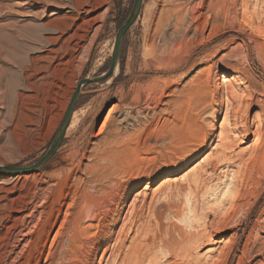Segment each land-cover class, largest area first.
I'll return each mask as SVG.
<instances>
[{"label": "rangeland", "instance_id": "1", "mask_svg": "<svg viewBox=\"0 0 264 264\" xmlns=\"http://www.w3.org/2000/svg\"><path fill=\"white\" fill-rule=\"evenodd\" d=\"M198 2L173 6L164 0H142L139 16L122 40L117 76L109 84L112 75L82 87L54 156L34 171V179L20 178L16 183V174L0 172V188L10 191H0V207L10 206L12 200L26 201L36 192V186L45 187L41 180L48 177L47 180L66 179V184L72 185L69 173L72 167L76 168L83 151H91L118 128L125 148L122 161L132 174L139 175L131 181L128 173H119L102 187L106 201L117 195L126 199L117 226L114 228L120 203L103 205L89 222L94 226L92 230L85 236L76 235L70 242L69 224L56 236L66 206L58 215L47 205L44 216L21 229L26 235L18 245L14 241L20 238L17 231L6 230L20 206L18 202L10 211H0V264H125L122 258L127 255L125 249L133 234H127V229L120 233V229L124 218L129 217L142 227L141 237L147 239V247L152 249L155 245L151 251L156 258L144 264H264V0H208L211 5L204 7H199ZM132 4L133 0H0V97L4 96L7 104L13 103L17 92H27L21 85L13 90L16 83H21L16 73L18 66H27L30 57L45 54V49L51 47L46 37L59 36L56 28H44L45 32L39 33L37 26L66 16L70 18L67 22H58L64 26L78 16L79 20L82 18L78 22L84 35L82 41L69 44L74 46L66 54L69 66L62 72L43 74L47 77L33 99L37 121L26 132H13L11 119L3 120L6 110H0L2 166L29 167L45 154L79 82L107 72L116 33ZM176 14L185 15L195 29L184 37L170 39L166 56L153 53L148 47L157 34V25L173 24ZM73 29L65 33L62 41ZM171 32L168 27L166 36L170 37ZM55 65L51 62L50 69ZM195 79V83L203 82L207 99L201 121L207 144L199 147L188 165L177 162L160 172L159 145H151L166 121L178 122L182 109L174 91ZM228 88L234 91V99L226 106L222 93ZM210 100L212 109L208 106ZM114 105L118 108L96 138ZM224 114L230 124L234 116L239 122L246 121L251 130L259 125L261 141L256 147V138L250 136L241 143L243 133L237 134V145L229 153L232 164L209 169L204 174L205 183L190 186L187 177L198 178L197 170L203 160L216 156V135L220 131L217 125L222 123ZM72 119L80 122L74 134L69 131ZM77 149L80 153L74 160L71 155ZM89 160L82 159L81 164L93 165V160ZM81 167L76 175L83 179ZM227 181L230 189L238 187L237 198L236 192L222 196ZM121 184L127 186L126 192H117ZM54 195L58 197V191ZM92 197L97 201L99 193L92 192ZM234 199L236 203L231 208ZM199 236L203 237L200 242ZM120 240L124 241L121 250ZM165 240L173 253L164 247Z\"/></svg>", "mask_w": 264, "mask_h": 264}, {"label": "bare ground", "instance_id": "2", "mask_svg": "<svg viewBox=\"0 0 264 264\" xmlns=\"http://www.w3.org/2000/svg\"><path fill=\"white\" fill-rule=\"evenodd\" d=\"M164 1L168 5L180 6L181 4L187 5L189 4V2H192L193 0H171V1L164 0ZM216 1L219 2L220 0H216ZM221 1L223 3V0ZM205 5H211V2H208V0H199L198 2L199 7H204ZM69 19L66 16H64L60 20L59 19L49 20L48 22L44 23L42 26H37L36 30L39 33L45 32L44 28H56V30L59 33V36L46 37L45 40L50 44L51 47L45 49L44 51L45 54L43 56L37 55L30 57L29 65L27 66L19 65L18 69H16V73L20 75L19 77L21 78V83L20 84L16 83L13 90L15 91V89H17V87L21 85L25 90H27V92L24 91L17 92L15 100L13 101L12 104H7L5 102L4 96L0 97V110H6V113L3 116V120L5 121L7 119H11L10 122L13 127L12 128L13 132L16 131L17 133V130H21L22 132L25 131V129L28 126H31L33 121L35 120L34 115L36 114L35 112L37 109L34 106L33 99L36 97L35 93L38 92L40 85L43 83V80H45L47 77V76H43V74H54L56 72H62L63 69L66 68V66H69L70 63L69 61L70 59L67 60V55H66L67 51L71 52L73 51L74 48V46L70 47L69 44L72 41H82V39H84L83 38L84 35L82 36L81 34L83 29L81 28L82 25L78 22L79 20L78 16L73 18L71 23L69 24H65L64 26L59 25L60 22L61 23L67 22ZM174 19L175 20L173 21V24L171 23L168 24L167 22H164L163 25L162 24L160 26L159 24L157 25V28L155 30V32L157 31V34L151 39L150 45L148 47L153 53H159L162 57L166 56L168 54L169 45L171 44L170 39L174 40L178 36L184 37L185 33L195 29V24H193L191 21H187V17H185V15L180 16L176 14ZM81 22L83 24V21ZM168 27L172 29L170 37L166 36ZM70 29H73L72 33L62 41L61 38L65 36V33ZM58 43H61V45L60 47L56 48ZM84 50L86 49L84 48ZM49 62L50 64L51 62L52 64L53 62H55L56 65L53 66L52 69H50ZM118 70H119L118 68L115 70L111 81L108 82L107 84L112 83V80L118 74ZM209 72H210V67H208V69H206L205 71L207 77L209 76ZM222 78H224L223 75H221V79ZM197 81L198 80L195 79L192 81L193 82L192 84L188 83L183 88L178 89V91H174V94H176L177 98L179 99V106L182 109L181 114L177 118L178 122L168 123V121H166L165 125L159 130V134H158L159 136L157 137V139H155L154 144L151 145L152 147L159 145V149L157 152L159 155V159L158 158L157 159L159 161L160 166L157 167V170L160 172L163 170L165 171L166 169H168L169 165L175 164L177 162L182 166L188 165L191 160L190 158L195 153L198 152L199 147L206 146L207 144L208 138L205 132H203V128H202L203 126L201 124L202 114L204 113L203 106L207 103V99L204 96L203 82L199 81L198 83H195ZM228 90H229L228 92L225 91V93L224 92L222 93L224 94V104L226 106L229 104V101L234 99L233 98L234 91L230 88H228ZM221 98H223V95H221ZM212 102L213 101L210 100V104L208 105L211 109H212ZM117 108L118 105H114L112 107L109 114L105 118L96 138L100 134H102V130L107 124L111 113L115 111ZM233 118H234L233 123L230 124L228 123L227 115L224 114L222 123H218L217 127H219L220 131L218 135H216V137L219 138V143L215 146V148L217 149L216 156L214 159L203 160V163L199 166L197 170L198 178L190 180V178L187 177L186 182L190 186L192 184H195L196 186L195 185L194 186L197 187V185L199 186L201 183L202 184L203 182L205 183L206 181L204 180L206 179V177L204 178L205 176L204 174L209 169L213 171L220 164H227V165L232 164L231 163L232 158L229 153L231 152L233 147L237 145L238 142V138L236 136L237 134L243 133L242 140L240 141L241 143L243 142V140L248 139L250 136H254L256 138L255 139L256 147L257 144L261 141V129L259 125L256 126L254 125V130H251L249 129V127H247L246 121L239 122L240 119L237 120L235 119L234 116ZM79 123H80L79 120L72 119L71 125L69 127L70 130L68 129L70 131V134H74L78 130V127L80 125ZM223 123H225V125L228 126H224ZM29 131H31V129ZM79 153L80 151L77 149V151L71 155L72 159L75 160ZM124 153H125V148L121 143V133L119 132V129L116 128L115 130H113V132H110L109 135L106 138H104L91 151H85V150L83 151V155H81L80 160L75 165L76 168L73 169L72 167L69 173L70 175L69 178L73 180L72 185H67L66 179L63 181L54 178H50V180H47L49 178L48 177L46 179L41 180L42 183L45 184V187L37 188L36 186V192L26 201L12 200L10 201V206L4 205L0 207V211H3L5 208L7 209V211L8 210L10 211L11 209H13V205L17 204L18 202L20 203L19 208L16 211H14L15 215L10 220L11 225L6 228L7 231H9L11 228L17 231L16 233L20 236V238L14 239L15 243L19 245L20 239H22V237L26 235V234H22L23 232L21 229L26 228L28 224L33 222V220L36 217L37 220H39L42 216L46 214L44 208L47 205L51 206L58 215H61L63 207L66 206V209L63 213L64 216L63 221L59 226V230L57 231L56 236L59 237L61 230L64 229V226L66 224H69L70 228H68L67 230H69L70 242L74 240L76 235L85 236L88 234L89 230H92L94 226L91 223L89 224V222L91 219L93 222V219L96 218L95 216H97V214H99L98 211L103 205L107 207H111L112 205L117 204L119 202L120 203L118 207L119 211H116V216L118 219L115 221L116 222L114 226L115 228L118 223L117 221H119V218L122 215L123 210L125 209L126 199L124 198L121 199L122 195L121 196L117 195L112 200L106 201L105 189L102 187L103 185H105L106 182H109L111 177L119 173H128L129 175L128 179L131 181L135 180L137 178V175H139L137 173L135 174V172L132 174L131 173L133 172L132 169H129L127 168V166H125L127 165V163L122 161ZM90 158L91 160H93V165L84 166L81 164L82 159L90 161L89 160ZM0 167H7V166H2L0 164ZM80 167L82 171L81 174L85 176L83 179L77 177L76 175V170H79ZM146 172L148 174L150 173L149 171ZM36 175L37 174L35 172L18 173L15 175V178L17 180L16 183L19 181L20 178H24L25 180L29 178L34 179ZM226 175L225 177H228V173ZM227 183L228 184L226 185V188L224 189L222 196H229L231 193L236 192L234 198H237L239 191L238 187L236 186L230 189V184H231L230 181L229 182L227 181ZM117 187H118V189H116L117 192H126V190L128 189L126 185H122V184ZM0 191L4 192L5 194H9L8 192H10L9 190H6L4 188H0ZM55 191H58L59 193L58 197H55L54 195ZM92 192L99 193V197L97 201L96 200L93 201ZM97 203L100 204L99 205L100 207H97ZM235 203H236L235 199L230 202L231 208L234 207ZM131 209L132 210H130V212L131 215H133V213H135V207H132ZM100 215L98 216L100 217ZM86 222L88 224H86ZM124 229H127L128 232L127 234L130 233L133 234V236L131 238L128 237L130 238V241H129V245L125 249V253L127 255L126 257L122 258L123 263L144 264L147 260L148 261L149 259L152 260L153 257L156 258L154 253H152L153 251L152 249L154 248L155 245L154 244H153L154 246L152 245L153 247V248L151 247L152 249H149L147 247V239L145 238L143 239L141 237L142 227L137 225L134 220H131V217L124 218L122 228L120 229V233H124L125 231ZM67 235L68 234H66V236ZM126 237L127 236H125V238ZM199 240L202 241L203 237L199 236L198 241ZM123 243L124 241L122 240L119 241V246H118L119 250L123 248ZM163 243H164V247L167 248L169 252L173 253V250L170 248V246L167 245L166 240L165 242L163 241ZM67 254L69 255L70 253ZM70 256H72V254ZM0 257L3 256L1 255Z\"/></svg>", "mask_w": 264, "mask_h": 264}, {"label": "water", "instance_id": "3", "mask_svg": "<svg viewBox=\"0 0 264 264\" xmlns=\"http://www.w3.org/2000/svg\"><path fill=\"white\" fill-rule=\"evenodd\" d=\"M141 6H142V0H133V4H132V7H131V10H130V13L127 19L120 26V28L118 29L116 33L115 42L113 46V53L111 56L110 65H109L107 72L98 78L83 79L77 85L76 90L73 96L71 97L70 103L64 114V117L57 129L55 137L51 145L49 146L48 150L45 152V154L36 163H34L33 165L29 167H15V166L0 167V172L6 173V174L34 172L38 170L39 168L43 167L54 156L69 126L71 116L75 109L76 103L82 95L81 93L82 87L86 84L100 82L101 80L108 78L111 75L113 76L115 70L118 68L122 40L126 32L130 29V27L137 20L140 10H141Z\"/></svg>", "mask_w": 264, "mask_h": 264}]
</instances>
